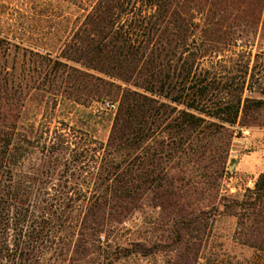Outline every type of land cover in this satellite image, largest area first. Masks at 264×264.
I'll list each match as a JSON object with an SVG mask.
<instances>
[{
	"label": "trees",
	"instance_id": "1",
	"mask_svg": "<svg viewBox=\"0 0 264 264\" xmlns=\"http://www.w3.org/2000/svg\"><path fill=\"white\" fill-rule=\"evenodd\" d=\"M58 1L33 34L0 9V264H264V169L221 194L233 126L264 104L246 94L264 82V61L250 68L264 0ZM239 46L243 60L219 64ZM29 90L53 110L106 102L107 138L47 115L15 131ZM218 204L250 257L205 252Z\"/></svg>",
	"mask_w": 264,
	"mask_h": 264
},
{
	"label": "rangeland",
	"instance_id": "2",
	"mask_svg": "<svg viewBox=\"0 0 264 264\" xmlns=\"http://www.w3.org/2000/svg\"><path fill=\"white\" fill-rule=\"evenodd\" d=\"M46 1L48 0H0V5L5 6V8L0 7V9L7 12L11 18H30L31 32L28 34H31L36 26H38V30H43L44 32L45 28H47L46 20L50 17V13L56 21L59 19L58 14L61 13L60 1L52 0L51 6ZM235 37L238 38L236 44H243L247 36H238L236 33ZM250 40L253 44L250 59L251 68L256 60L259 62L264 61V30L258 29L255 35L250 34ZM235 50V53H232L231 49L221 51L216 58L219 60V64L222 66L228 65V60L230 59H242L241 52L246 49L239 46ZM12 64L18 72L23 66L26 67L28 65L27 57H22L15 50H12L8 57L7 66ZM246 94L250 98L264 100V82L260 80V77L256 76L253 80V88L251 91H246ZM49 101L47 97H36L34 91L29 90L28 95L23 100V106L20 107L15 131L26 133L34 120L37 121L35 123V126H37L39 120L44 115H47L51 117L52 125L58 124V122H65L74 127H83L102 140L107 138L112 114L110 109L102 107L107 106L106 102L103 104L94 103L87 107L73 105L69 102L58 103L53 110L51 109V101ZM98 109L99 112L103 111L101 116L96 115ZM233 128L235 133L229 150L221 194L240 197L247 187L252 188L254 186L258 174L264 169V104L259 109H252L248 106L246 111H241ZM217 206L218 214L212 226L205 252L211 253L212 256L215 255L219 259L230 257L241 260L250 257L253 250L234 238L236 218L229 214L220 213L222 206L221 204ZM153 217L154 213L151 208L146 207L143 213L135 214L128 226L148 221ZM121 263L139 264L140 260L121 261Z\"/></svg>",
	"mask_w": 264,
	"mask_h": 264
}]
</instances>
